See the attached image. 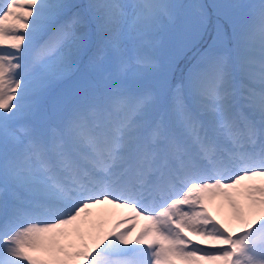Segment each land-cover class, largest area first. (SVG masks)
<instances>
[{
  "label": "snow or ice",
  "instance_id": "1",
  "mask_svg": "<svg viewBox=\"0 0 264 264\" xmlns=\"http://www.w3.org/2000/svg\"><path fill=\"white\" fill-rule=\"evenodd\" d=\"M0 264H264V0H0Z\"/></svg>",
  "mask_w": 264,
  "mask_h": 264
}]
</instances>
